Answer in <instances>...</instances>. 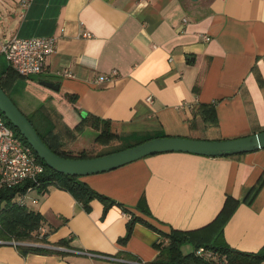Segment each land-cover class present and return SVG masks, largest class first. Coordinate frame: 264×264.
I'll list each match as a JSON object with an SVG mask.
<instances>
[{
    "label": "crops",
    "instance_id": "1",
    "mask_svg": "<svg viewBox=\"0 0 264 264\" xmlns=\"http://www.w3.org/2000/svg\"><path fill=\"white\" fill-rule=\"evenodd\" d=\"M14 36L57 40L48 70L28 79L42 94L40 104L19 102L57 152L98 155L158 134L221 141L264 131V0H0V75L10 67L2 47ZM102 76L109 80L99 82ZM86 114L111 122L120 137L97 142L98 130L77 128ZM87 129L95 132L93 142L79 145ZM261 177L264 149L223 158L166 153L82 178L123 206L105 216L99 200L87 212L66 191H36L33 209L49 234L47 244L37 245L55 253L23 255L3 245L0 264L152 263L156 244L167 239L138 223L120 244L131 215L124 208L166 233L193 231L212 223L227 197L239 205L223 239L236 250L259 252L264 186L251 204L245 200ZM142 198L151 216L135 210ZM67 239L68 246L58 244Z\"/></svg>",
    "mask_w": 264,
    "mask_h": 264
},
{
    "label": "trees",
    "instance_id": "2",
    "mask_svg": "<svg viewBox=\"0 0 264 264\" xmlns=\"http://www.w3.org/2000/svg\"><path fill=\"white\" fill-rule=\"evenodd\" d=\"M16 76L19 75L16 74L11 67H8V69L0 75V86L5 92L6 87L10 85V83ZM67 99L74 103L77 100L74 96H67ZM0 115L5 119L7 125L14 131L17 137L25 143L29 144L18 131V129H16L1 112ZM86 115L87 116L83 118L77 128L82 130L86 127H91L98 130L100 133L97 138V142H99L100 144L109 145L114 141L116 137H120L112 131L111 122L97 118L90 114ZM27 117L33 124L39 136L47 144V146L56 154L69 159H90L94 157H101L118 151H123L125 149L134 147L155 138L165 137V135L162 134L150 136L138 143L123 145L118 148L104 151L103 153H100L98 155H92L88 151L80 153L78 155L70 153H60L53 150L49 146L44 135L34 124L32 117ZM37 157L45 166V172L38 179L39 186H37L36 183H25L11 189L0 188V241L4 242V244H0V246L13 245V243H15V246L17 247L19 252L23 255L29 253H55L54 251L37 245L48 243L47 239L49 234H44L43 236H41V229L44 226L43 224L45 221L43 215L28 208L27 206L19 205L16 201H14L18 196L25 195L28 188H30L31 186L36 187L39 193L46 192L50 187H55L57 189L66 191L71 196H73V198L79 204H81L83 209L87 212L91 210V202L94 200H99L104 205V216L114 206L123 207L115 200L95 191L85 181L82 180L83 177L67 176L61 174L49 168L38 155ZM263 186L264 177H261L255 187L248 194L245 203L251 204L255 200L259 192L262 190ZM238 205L239 202L236 199H234L233 197H227L224 207L219 215L212 223H210L206 227L193 231H180L173 229L170 231V233H166L158 229L142 216H138L137 214H135L130 208H124V211L131 215L129 221L126 224V235L118 242L122 245H126L133 235L135 225L140 223L157 232L159 235H161V237L167 239L166 243L162 242L156 244V248L159 250V255L156 261H154L155 264H213L197 256L196 251L201 247L213 251L215 255L223 261V264H261L264 262V248L259 252H243L232 248L223 239L224 227ZM135 210L147 216H151L149 210L147 209L144 198L141 199ZM35 237L42 238L38 240L35 239ZM29 240H31L35 244H22ZM69 242L70 241L68 239L61 240L58 244L60 246H68ZM185 244L193 245L195 247L194 251L189 254H185L182 250V247Z\"/></svg>",
    "mask_w": 264,
    "mask_h": 264
},
{
    "label": "water",
    "instance_id": "3",
    "mask_svg": "<svg viewBox=\"0 0 264 264\" xmlns=\"http://www.w3.org/2000/svg\"><path fill=\"white\" fill-rule=\"evenodd\" d=\"M197 2L198 0H191ZM43 86L59 91V85L43 82ZM0 112L18 129L46 165L67 176L87 177L114 171L149 156L186 153L205 157H234L264 149V131L250 136L205 141L179 137H160L109 155L90 159H69L53 152L39 136L28 117L0 86Z\"/></svg>",
    "mask_w": 264,
    "mask_h": 264
},
{
    "label": "built area",
    "instance_id": "4",
    "mask_svg": "<svg viewBox=\"0 0 264 264\" xmlns=\"http://www.w3.org/2000/svg\"><path fill=\"white\" fill-rule=\"evenodd\" d=\"M27 6V2H23ZM90 37V34H84ZM209 40L208 37H205ZM57 40L54 37H32L20 38L14 36L3 47L4 54L9 66L19 76L29 79L41 75L48 70V60L56 51ZM116 75L114 72L113 76ZM67 76H71L67 74ZM109 80L108 76H102L99 82ZM147 103H153V97L146 99ZM45 172V166L38 159L33 148L22 141L14 131L7 125L5 119L0 115V188L11 189L25 183H36ZM38 189L34 186L28 188L25 195L18 196L14 201L19 205L26 206L25 198ZM38 199L32 198V204H37ZM130 218V215L126 214ZM43 236V230L41 231ZM0 244H4L0 241ZM13 245H16L13 243ZM87 256L95 257L96 254L85 253ZM197 256L213 264H223L213 251L204 247L196 251ZM138 264H155L154 262H141Z\"/></svg>",
    "mask_w": 264,
    "mask_h": 264
},
{
    "label": "rangeland",
    "instance_id": "5",
    "mask_svg": "<svg viewBox=\"0 0 264 264\" xmlns=\"http://www.w3.org/2000/svg\"><path fill=\"white\" fill-rule=\"evenodd\" d=\"M5 66V60L3 57H0V68L2 69V67ZM31 78V77H30ZM6 92L8 94V96L14 101V103L17 105V107L23 112L24 110H22L23 108H21V106H19V102L20 100H26L27 102L38 106V104H40V96L42 97V94L32 90L30 88L29 85V81L28 79L22 78L20 76H16L14 78V80L10 83L9 86L6 87ZM25 114V112H23ZM27 115V114H25ZM95 132L91 129H87L85 130L81 135V137L79 138V142L78 144L80 145L82 142H84L86 145L92 141L94 139V135ZM38 193L36 191L31 192L27 198H25L26 201V206L28 208H31L32 210H34L33 208L35 207L34 204H32V198L37 197ZM42 237H35V239H40ZM24 245H31V244H35L34 242H32L31 240L26 241L25 243H22ZM195 249V247L191 244H185L182 247V250L185 254H189L191 252H193Z\"/></svg>",
    "mask_w": 264,
    "mask_h": 264
}]
</instances>
